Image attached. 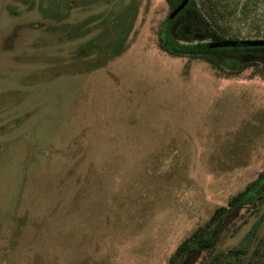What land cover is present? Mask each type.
<instances>
[{
	"label": "rangeland",
	"instance_id": "1",
	"mask_svg": "<svg viewBox=\"0 0 264 264\" xmlns=\"http://www.w3.org/2000/svg\"><path fill=\"white\" fill-rule=\"evenodd\" d=\"M168 9L0 0V264H164L264 169V59L230 71L167 52ZM213 13L225 37L264 38V0ZM193 15L181 42L208 39ZM177 264H264V193Z\"/></svg>",
	"mask_w": 264,
	"mask_h": 264
},
{
	"label": "trees",
	"instance_id": "2",
	"mask_svg": "<svg viewBox=\"0 0 264 264\" xmlns=\"http://www.w3.org/2000/svg\"><path fill=\"white\" fill-rule=\"evenodd\" d=\"M169 9L162 20L157 32L158 46L172 54H189L199 56L208 61L215 68H228L230 71H239L258 59H264V41L256 45H214L212 41L225 37L218 29L217 14L213 13L217 0H208L211 10L205 13L199 8L196 0H167ZM194 11L189 21L190 35L203 33L206 40L181 42L175 31V22L179 17L187 18L190 11ZM264 39V38H263ZM120 45L116 52L120 50ZM264 169L258 176L249 181L244 188L231 194L226 204L217 205L205 222L186 235L175 247L164 264H177L179 257L190 247L206 248L214 242L215 232L222 217L230 207L241 202H251L263 196ZM210 228L209 232L206 230Z\"/></svg>",
	"mask_w": 264,
	"mask_h": 264
},
{
	"label": "water",
	"instance_id": "3",
	"mask_svg": "<svg viewBox=\"0 0 264 264\" xmlns=\"http://www.w3.org/2000/svg\"><path fill=\"white\" fill-rule=\"evenodd\" d=\"M264 41L263 38H240L228 37L220 40L212 41L214 45H256Z\"/></svg>",
	"mask_w": 264,
	"mask_h": 264
}]
</instances>
